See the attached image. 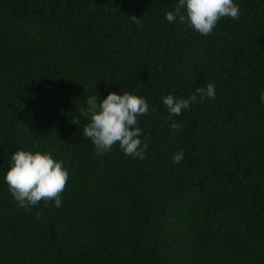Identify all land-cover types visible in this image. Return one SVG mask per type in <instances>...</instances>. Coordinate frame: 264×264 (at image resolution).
<instances>
[{"label": "trees", "instance_id": "1", "mask_svg": "<svg viewBox=\"0 0 264 264\" xmlns=\"http://www.w3.org/2000/svg\"><path fill=\"white\" fill-rule=\"evenodd\" d=\"M234 2L201 36L176 0H0V264H264V0ZM209 83L171 129L162 97ZM124 91L154 109L143 159L83 136L88 96ZM19 149L62 162L61 207H17Z\"/></svg>", "mask_w": 264, "mask_h": 264}, {"label": "clouds", "instance_id": "2", "mask_svg": "<svg viewBox=\"0 0 264 264\" xmlns=\"http://www.w3.org/2000/svg\"><path fill=\"white\" fill-rule=\"evenodd\" d=\"M241 9L234 0H176L173 10L165 12L168 23H179L191 28L201 36H210L220 20L240 18ZM129 19L140 23L135 15ZM84 91V89H83ZM199 97V100H198ZM205 97L215 99V87H196L187 98H178L173 94L162 97L167 110L170 128L179 131L183 125L173 117L181 116L185 110ZM264 102V91L260 93ZM154 109L148 101L130 91L109 92L101 99L99 95L87 98V107L80 109V116L87 123L83 127V136L94 145L98 156H103L118 145L119 149L131 158H145L148 144L142 139L143 129L139 127L140 117L148 115ZM70 124L79 125L81 120L74 117ZM183 150L173 155V162L179 164L183 159ZM68 172L62 162L56 161L48 153L19 149L11 155V166L4 176L9 192L18 208L29 210L43 203L56 208L61 207L63 193L66 191ZM41 214L37 213L39 217Z\"/></svg>", "mask_w": 264, "mask_h": 264}]
</instances>
